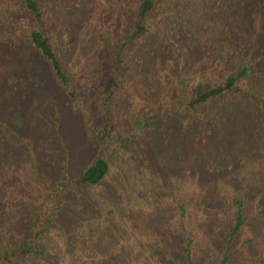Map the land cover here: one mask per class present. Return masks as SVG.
Returning <instances> with one entry per match:
<instances>
[{
	"label": "trees",
	"instance_id": "trees-1",
	"mask_svg": "<svg viewBox=\"0 0 264 264\" xmlns=\"http://www.w3.org/2000/svg\"><path fill=\"white\" fill-rule=\"evenodd\" d=\"M126 1L127 6L121 9L122 28L116 41L112 42L106 39L102 32L99 33V38L104 40L99 56L78 71L70 70L65 63L57 45L59 28L43 0H12L7 10H3L4 28L1 29L0 48L6 50V44L11 41L14 47L22 48L47 67L53 83L65 96L70 113L80 119L82 133L91 154L77 176H58L41 198L36 197L37 200H32L27 192L25 194L23 189L17 187L15 179L13 180L14 174H8L7 167L16 166L15 156L6 163L3 162L4 165L0 168V204L4 205L2 207H10V210L3 211L6 214L3 219V213L0 212V264L44 262L51 248L52 233L57 223L60 222L64 229L67 224L71 227L69 216L66 214L73 215L77 228L83 227L88 229V232L91 231L89 237H82V242L76 235L68 234L72 241L66 251L71 253L73 260H77L76 264H94L96 255L85 256L89 246L97 248L99 233L112 220L123 218V215L113 213L110 203L103 196V190L99 188L107 183L106 179L115 157L118 161L126 157L127 152L122 150V147L126 148L143 140L148 146V153L157 152L153 149L155 144L158 148L173 151L171 156L175 157L174 160L151 153L157 160V169L167 177L190 173L198 176L196 174L202 171V174L215 176L213 183L217 184L218 176L221 179L222 175L227 177L223 181L233 179L234 175L239 174L240 162L245 161L247 174L243 175L242 182L245 181L250 189V195L261 200V211L258 213L263 212L253 217V223L258 226V230L260 227L264 228V60L259 65L254 58L248 56H252L257 48L264 44V0H190L183 8L180 7V12H194L196 16L192 18H199L198 25L204 24L205 28L209 27L206 21L209 15L213 20H220L216 25L217 31L220 33L221 28H225L224 36L219 34V39L212 38L204 42V46L187 49L190 50L187 57L191 58L192 50L199 59L211 61L228 72L223 73L221 79L212 85L204 82L194 85L191 75L178 74L177 79L187 80L192 88L187 92L183 90L178 100L151 116L139 113L127 118L126 112L123 113L126 119H121L123 126L118 128L116 122L122 114L119 93L131 78L132 69L135 67L136 49L139 43L151 37V28L158 27L166 11L174 6V3L169 4V0ZM109 12L108 10V15ZM163 23L164 20L160 22ZM178 23L169 24V27L176 29L173 32L178 30L182 35H187V27L179 30ZM143 50L153 52L148 47ZM1 62L0 59V66ZM174 76L176 77L175 72ZM242 80L253 84L248 89H243L240 87ZM30 84L29 78H25L22 72L16 76L3 75L0 81V113L3 115L7 108L11 112L4 118L0 117V152H4L6 141L12 138L11 145L16 151L13 141L21 140L19 129L15 126H20L21 121L13 124L11 120L16 115L15 110L20 109L16 101L27 96ZM84 84H90L85 85L86 92H83ZM154 86L148 85L149 90ZM229 98L234 101L228 103ZM225 101L226 103L221 104ZM12 104L10 108L9 105ZM19 116L21 117L22 113ZM184 121L186 124L181 127ZM165 123L175 125V144L158 135L162 128L157 129V125ZM171 129L172 127L168 131L172 132ZM151 135L156 137L155 141H152ZM200 137L207 141L203 152H197ZM50 138L47 137L40 143L46 156L51 152L47 150ZM112 144L119 145V151L109 152ZM184 149L190 151L186 160L182 155ZM28 151L25 150L24 153L27 154ZM194 159H199L200 164ZM188 160H191V164L184 165ZM193 160L198 164L195 168L191 166ZM254 162H259L260 166L256 167ZM133 178L134 176L130 175V182H136ZM199 184L202 187L201 181ZM135 186L138 188L139 183H135ZM144 188L139 193H142ZM95 190L102 191L100 194L103 198H100L98 204L101 206L93 207L91 203L88 209L93 210L98 218H90L85 210L77 215L73 206H78L76 196L84 201L80 195H84L87 200V195ZM152 190L153 187L150 186L143 192L144 202L140 201L143 206L152 201H149L150 196L147 194ZM134 195L141 198L138 194ZM17 201L21 202L18 204L24 202L27 205L26 215L22 216L16 212ZM237 205L239 209L236 216L230 219L219 238V254L213 264H242L236 257L234 246L246 224V218L243 215L242 200L238 201ZM151 214L159 217V213ZM63 215L69 220L61 221ZM81 215L82 220H79ZM136 218L139 221V218ZM18 221L23 227L21 231L15 226L12 228ZM145 222L141 219L138 228H143ZM72 228L74 226L70 229ZM257 235L256 238H260L264 232H258ZM181 242L175 249V254L181 261H176L173 258L174 253L158 243L151 246L152 254L144 257L140 264H153V259L157 264H199L192 258L191 248ZM81 247L82 251L78 249ZM113 248L115 254L121 251L116 246ZM74 251L79 253L80 258H73L76 255ZM254 264H264V259L255 260Z\"/></svg>",
	"mask_w": 264,
	"mask_h": 264
},
{
	"label": "rangeland",
	"instance_id": "rangeland-1",
	"mask_svg": "<svg viewBox=\"0 0 264 264\" xmlns=\"http://www.w3.org/2000/svg\"><path fill=\"white\" fill-rule=\"evenodd\" d=\"M11 1L0 0V38L2 37L1 29L4 28L3 10H7ZM189 1L169 0V4L174 3V6H171L168 12L166 11L158 27L151 28L153 30L151 37L139 43L135 52V67L132 69L131 78L119 93L122 114L116 122L118 128L123 126L121 122L126 119L123 113L126 112L127 118L139 113L151 116L178 100L183 90L187 92L189 88H192L187 80L177 79L178 74L191 75L194 85L201 82L212 85L221 79L223 73L228 72L227 69L211 61L199 59L192 50L191 58L187 57L190 52L187 49L204 46V42L212 38L219 39V34H225V28H221L220 33L217 31L216 25L220 20H213L210 15L206 18L209 27L205 28L204 24L198 25L199 18H192L196 16L194 12H180L179 8H183ZM43 3L47 10L51 11L59 28L57 45L66 65L72 71L88 66L92 59L99 56L101 43L104 42L99 38V33L102 32L106 39L112 42L116 41L122 28L121 9L127 6L126 0H43ZM107 9L112 13L109 12L108 15ZM162 20L164 23L160 24ZM177 22H179V30L187 27V35H182L178 30L173 32L176 29L169 27V24ZM13 47V43L9 41L6 44V50L0 48L2 61L0 81L3 75L16 76L22 72L25 78H29L31 84L27 96L16 101L20 109L15 110L16 115L11 120L13 124L21 121L20 126L15 124L19 129L21 140L13 141L16 151L11 145L13 138L6 141L4 152H0V168L15 156L16 166L15 168L7 167L8 174H14L13 180L15 179L17 187L23 189L25 194L27 192L32 200H37L36 197L41 198L58 176L74 178L76 174L78 175L87 164L91 152L82 133L80 119L70 113L66 98L53 83L47 67L22 48ZM144 47H148L153 52L144 51ZM249 49L250 47L247 53ZM248 56L254 58L260 65L264 60V44L260 45L252 56L250 54ZM173 72L176 77H173ZM252 84L248 80H242L240 87L248 89ZM85 85L90 86V84H84L83 92L87 91ZM148 85L154 87L149 90ZM229 99L228 103L231 100L234 101L233 98ZM224 103L226 101L221 104ZM12 106L13 104L9 105L10 108ZM10 113L7 108L3 115L0 113V117L4 118ZM54 123L57 125H53ZM185 124L184 121L180 126ZM157 127L159 130L162 128L158 132L160 137L171 141L172 144L176 143L177 136L173 133L175 125L165 123ZM171 127L172 132H169ZM47 137H51L47 147V150L51 152L46 156L45 149H42L40 143ZM151 137L152 141L156 140L153 135ZM206 145V139L200 137L197 152H203ZM147 147L145 140L128 145L126 148L122 147V150L127 152L126 157L122 161H118L115 157V161L112 162L111 171L106 179L107 183L99 190H103V196L110 203L113 213H119L123 215V218L108 223L98 235V247L94 249L93 246H89L85 256L96 255L94 264H125L127 262L140 264L144 257L152 254L151 246L159 243L174 253L173 258L176 261H181L175 254V249L183 241L185 246L187 244L191 248L192 258L199 264H213L219 254V238L230 219L236 216L239 209L237 202L242 200L246 224L234 246L236 257L242 264H254L255 260L264 259V235L256 238L258 232H264V228L260 227L258 230V226L253 223V217L261 211V200L250 195L248 193L250 189L245 181L242 182L243 175L247 174L245 161L240 162L239 174L234 175L233 179L228 178L223 181L227 177L222 175L221 179L218 176L216 177L218 183L214 184L215 176L202 174V171L196 174L198 176L190 173L167 177L159 172L157 160L151 153L174 160L175 157L171 156L173 151L158 148L155 144L153 149L157 152L148 153ZM119 149V145L112 144L109 152L119 151ZM25 150H29L27 154L24 153ZM189 154V149L182 150L185 160L189 158ZM194 160L200 164L199 159ZM194 160L191 166L195 168L198 164ZM189 164L191 160L184 162V165ZM253 165L259 167L260 163L254 162ZM213 174L218 175V173ZM130 175L134 176L133 179L136 182H130ZM200 181L202 187L199 184ZM135 183H139L138 188ZM150 186L153 190L147 194L150 196L149 201L151 199L152 201L143 206L140 202L141 200L144 202L143 192ZM143 187H145L143 192L139 193ZM101 192L92 191L90 195H87V200L84 195H80L84 201L76 196L79 207L76 204L73 206L77 215L85 210L90 218L97 217L93 210L88 208L91 203L93 207L100 208L101 204L99 206L98 204L100 198H103ZM134 194H138L141 198H137ZM18 203L21 202L17 201L16 212L22 216L26 215L27 205L24 202ZM2 206L4 205L0 204L3 219L6 217L4 212L9 211L10 207ZM153 212L159 213V217L153 216L151 214ZM66 215L62 216L61 221L68 219L70 226L74 228L70 229L71 227L67 224L64 229L58 222L52 233V244L46 260L41 263L25 264L77 263V260L70 257L71 253L66 251L72 241L68 234L76 235L82 242V237H89L91 231L88 232V229L83 227L77 228L73 215ZM79 218L82 220V215ZM141 219L146 222L143 228H138ZM14 226L19 231L23 228L19 221L15 222L12 228ZM114 246L121 251L115 254ZM82 248L78 249L82 251ZM74 252L76 255L73 258H80L79 253ZM152 263L157 264L155 259Z\"/></svg>",
	"mask_w": 264,
	"mask_h": 264
}]
</instances>
